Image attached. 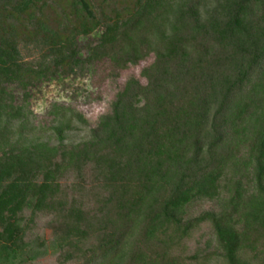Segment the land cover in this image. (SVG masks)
<instances>
[{
  "label": "trees",
  "instance_id": "1",
  "mask_svg": "<svg viewBox=\"0 0 264 264\" xmlns=\"http://www.w3.org/2000/svg\"><path fill=\"white\" fill-rule=\"evenodd\" d=\"M150 55L146 83L129 77L85 140L64 142L89 124L57 103L56 143L11 127L38 82ZM198 199L217 203L192 216ZM202 225L216 246L190 252ZM49 256L264 264V0H0V264Z\"/></svg>",
  "mask_w": 264,
  "mask_h": 264
},
{
  "label": "rangeland",
  "instance_id": "2",
  "mask_svg": "<svg viewBox=\"0 0 264 264\" xmlns=\"http://www.w3.org/2000/svg\"><path fill=\"white\" fill-rule=\"evenodd\" d=\"M80 39L79 44H84L90 40ZM22 54L26 60L37 61L40 54L36 51H27L22 49ZM153 61L150 55L140 61L137 65L129 66L124 70L114 69L109 61H103L95 66V70H90L87 65L78 68L76 74L62 76L56 74L47 80L38 82L29 91L31 97L26 108L27 118L15 120L11 127L17 128L20 124L25 127L24 135L27 139L49 141L56 143L58 135L50 129L55 121L49 113L54 103L65 105L81 113L87 120L88 126L84 127L77 121L73 122L71 128L64 132L65 143H77L88 137V128L96 125L100 115L110 110L111 102L115 95L120 91L129 77H136L142 84L146 79L140 75L142 68ZM116 74V75H115ZM15 94L16 102L22 104V91L14 86L9 88ZM215 200L198 199L195 200L189 208L190 215L194 216L201 211L213 209L216 206ZM46 217H39L33 232L47 235L49 230L45 224ZM216 246L215 237L212 235L209 226L202 225L196 231L189 242L190 252H199L204 254L211 251ZM53 256L41 260L40 264H54ZM213 264H220L214 261Z\"/></svg>",
  "mask_w": 264,
  "mask_h": 264
}]
</instances>
